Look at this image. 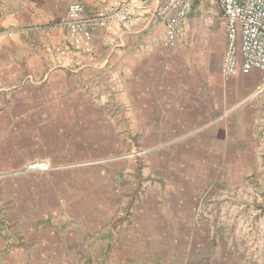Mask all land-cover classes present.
<instances>
[{
    "label": "crops",
    "instance_id": "0c3cea01",
    "mask_svg": "<svg viewBox=\"0 0 264 264\" xmlns=\"http://www.w3.org/2000/svg\"><path fill=\"white\" fill-rule=\"evenodd\" d=\"M76 1L92 18L117 0H0V264H85L87 254L101 264H264L263 205L254 206L264 194V82L225 78L217 1L196 0L176 50L162 44L156 0L132 9L134 28L115 17L77 50L63 24ZM87 126L117 136L128 127V138L145 127L163 143L152 167L163 180L119 183L118 198L89 203L60 200L72 184L57 185L54 171L10 178L33 158L88 157L54 138L77 141Z\"/></svg>",
    "mask_w": 264,
    "mask_h": 264
},
{
    "label": "rangeland",
    "instance_id": "374dc122",
    "mask_svg": "<svg viewBox=\"0 0 264 264\" xmlns=\"http://www.w3.org/2000/svg\"><path fill=\"white\" fill-rule=\"evenodd\" d=\"M260 92L261 90L258 95L262 96ZM99 128L107 129L110 133L105 137L104 141H101L99 134L94 133V130ZM123 128L126 132L117 136L114 133L115 129H118L116 127L87 126L88 134L77 138L78 140L73 142H64L62 140L64 138L63 134L56 135L54 138L57 143L55 141L52 142L58 148L61 149L70 145L73 150L81 149L85 151L88 153V157L33 158L28 161L24 168L10 175V178L26 177L33 173L43 172L31 169V166L38 163H46L49 165V170L46 172L54 171L53 176L57 185L65 181H71L72 187L69 190L58 189L60 200L63 201L64 196L68 195L70 197L71 195L73 199L78 200V198L84 197L86 200H92L95 203L106 200L111 202L114 197L118 198L119 194L116 186L119 183L159 181L160 177L163 180V174L152 169V167L160 166L161 162L163 163V143L157 142L159 139L154 135L151 136L150 133L148 134L149 136L146 135L145 137V134H143L145 127H136L135 136L132 137L130 133L129 138L126 136L128 127ZM146 128L151 132H157L159 129V127ZM128 139L130 140L128 141ZM43 152L45 153L46 151ZM161 153L162 157H159ZM4 178L5 176L0 174V181ZM261 195L263 202H257L254 206L262 204V212L264 213V194ZM63 204V202H59V209ZM201 204L197 213L198 222L202 221L207 214L204 200L201 201ZM53 218L57 223L58 221H64L65 215L59 211L53 215ZM84 258L85 264H101V261L95 258L94 254H87Z\"/></svg>",
    "mask_w": 264,
    "mask_h": 264
},
{
    "label": "built area",
    "instance_id": "2783aa9c",
    "mask_svg": "<svg viewBox=\"0 0 264 264\" xmlns=\"http://www.w3.org/2000/svg\"><path fill=\"white\" fill-rule=\"evenodd\" d=\"M155 20L165 29L163 46L168 50H176L183 35L185 23L195 7L196 0H156ZM226 21L227 46L223 59L225 78L241 74L253 77L255 73L262 75L264 82V0H216ZM145 0H117L106 8L99 17L85 18L84 6L76 1L69 5L63 24L68 29V40L77 50L90 47L93 32L104 29L113 18L126 29L134 28L139 17L132 9H140ZM145 6V5H144ZM0 2V18L4 14ZM11 36V33H6ZM3 33L0 31V36ZM31 169L48 171L49 165L38 163Z\"/></svg>",
    "mask_w": 264,
    "mask_h": 264
}]
</instances>
